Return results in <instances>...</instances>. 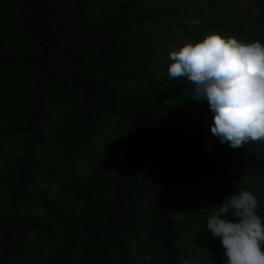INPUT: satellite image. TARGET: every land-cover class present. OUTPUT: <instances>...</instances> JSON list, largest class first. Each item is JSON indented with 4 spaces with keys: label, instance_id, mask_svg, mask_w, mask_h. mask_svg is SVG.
Returning a JSON list of instances; mask_svg holds the SVG:
<instances>
[{
    "label": "trees",
    "instance_id": "16d2710c",
    "mask_svg": "<svg viewBox=\"0 0 264 264\" xmlns=\"http://www.w3.org/2000/svg\"><path fill=\"white\" fill-rule=\"evenodd\" d=\"M103 4L0 0V264L46 221L38 264H222L206 219L242 189L264 217V153L219 142L168 53L209 33L264 42V0ZM102 110L123 120L97 152Z\"/></svg>",
    "mask_w": 264,
    "mask_h": 264
},
{
    "label": "clouds",
    "instance_id": "9594fccd",
    "mask_svg": "<svg viewBox=\"0 0 264 264\" xmlns=\"http://www.w3.org/2000/svg\"><path fill=\"white\" fill-rule=\"evenodd\" d=\"M171 78L184 77L193 99L207 101L211 133L239 148L264 142V42L243 43L219 33L168 53ZM250 190L233 192L206 219V231L224 249L222 264H264V217Z\"/></svg>",
    "mask_w": 264,
    "mask_h": 264
},
{
    "label": "rangeland",
    "instance_id": "374dc122",
    "mask_svg": "<svg viewBox=\"0 0 264 264\" xmlns=\"http://www.w3.org/2000/svg\"><path fill=\"white\" fill-rule=\"evenodd\" d=\"M119 0H103V8L115 5ZM152 1V0H151ZM155 1V0H153ZM97 2V1H96ZM102 2V0H101ZM153 3V2H152ZM101 122L97 129L89 136L88 144L95 145V151L100 152L105 148L115 149L121 136V130L118 128L117 123L123 120L119 115L112 113L108 110H102ZM4 142V148L7 144ZM253 149L264 153V142L254 141ZM5 153V151H4ZM0 157L4 158V154ZM0 159V163H1ZM3 193V188L0 186V194ZM52 222V221H51ZM50 221L44 222L46 225L42 230H36L33 234L34 238L30 242V248L20 254L13 264H38L41 263L48 254V247L50 240L55 238L56 234H51L52 230L49 225ZM43 224V225H44ZM46 245V246H45Z\"/></svg>",
    "mask_w": 264,
    "mask_h": 264
}]
</instances>
